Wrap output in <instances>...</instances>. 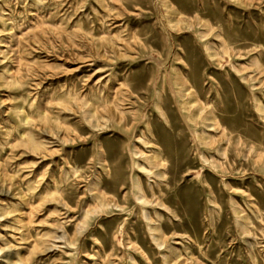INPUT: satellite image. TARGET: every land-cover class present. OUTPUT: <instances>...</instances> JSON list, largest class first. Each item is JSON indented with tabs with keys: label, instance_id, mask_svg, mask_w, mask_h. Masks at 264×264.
<instances>
[{
	"label": "rangeland",
	"instance_id": "rangeland-1",
	"mask_svg": "<svg viewBox=\"0 0 264 264\" xmlns=\"http://www.w3.org/2000/svg\"><path fill=\"white\" fill-rule=\"evenodd\" d=\"M169 262L264 264V0H0V264Z\"/></svg>",
	"mask_w": 264,
	"mask_h": 264
},
{
	"label": "bare ground",
	"instance_id": "bare-ground-1",
	"mask_svg": "<svg viewBox=\"0 0 264 264\" xmlns=\"http://www.w3.org/2000/svg\"><path fill=\"white\" fill-rule=\"evenodd\" d=\"M181 86V85H180ZM182 90L183 91H186V90H188V87H185V86H182ZM190 95H192V94H190ZM198 98V97H197ZM196 100V98L195 97H193V96H191L190 98H189V100L187 101V102H184L183 101V106H184V109L186 110V111H189V107H190V105L194 102ZM157 102V101H156ZM155 104V103H154ZM115 106H116V104H115ZM182 110H183V108H182ZM195 114L196 113H193V114H191L190 116H189V118H190V120L192 121V122H195ZM214 116V115H213ZM213 116H209V117H206V119H208V120H211V123H205V125H207V126H214L215 125V123H213ZM203 124V123H202ZM126 127V126H125ZM25 128V127H24ZM21 136H22V134H21ZM197 138H199V140H200V143L201 144H207V143H209L210 141H211V138H212V136H211V134L209 133V132H207V131H205L204 133H197ZM152 140V139H151ZM148 142V141H147ZM154 145V144H153ZM155 150V149H154ZM159 160V161H158ZM161 160H162V157H161V151L160 150H157V151H155L150 157H149V163H150V165H151V169H146V168H144V167H142V166H140L143 170H146V172L148 171V172H150V173H152V174H154L155 176H157V177H159V178H161V177H164V173L160 170V169H156L160 164H161ZM158 162H159V164H158ZM155 168V170H153ZM134 190H135V192L137 193L136 194V198L138 199V200H140V201H142V202H145V200H146V198H145V194H144V192H143V187H142V185H141V182L137 179L136 181H135V183H134ZM160 190V189H159ZM146 216V218L147 219H150V217H148V215H145ZM150 229L151 230H153V231H159V228L157 227V226H155V227H153V226H150ZM156 239L158 240L159 239V236H156ZM169 264H170V262H169Z\"/></svg>",
	"mask_w": 264,
	"mask_h": 264
}]
</instances>
